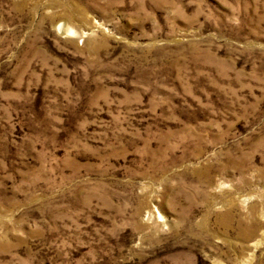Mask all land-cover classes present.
Instances as JSON below:
<instances>
[{
    "label": "rangeland",
    "instance_id": "rangeland-1",
    "mask_svg": "<svg viewBox=\"0 0 264 264\" xmlns=\"http://www.w3.org/2000/svg\"><path fill=\"white\" fill-rule=\"evenodd\" d=\"M0 264H264V0H0Z\"/></svg>",
    "mask_w": 264,
    "mask_h": 264
},
{
    "label": "bare ground",
    "instance_id": "bare-ground-1",
    "mask_svg": "<svg viewBox=\"0 0 264 264\" xmlns=\"http://www.w3.org/2000/svg\"><path fill=\"white\" fill-rule=\"evenodd\" d=\"M61 29L64 30V31L67 30L69 32H73L70 28H68L66 26H63V27L61 26Z\"/></svg>",
    "mask_w": 264,
    "mask_h": 264
}]
</instances>
